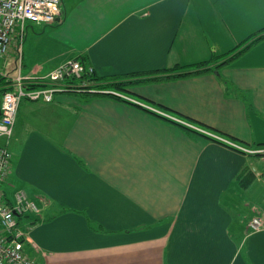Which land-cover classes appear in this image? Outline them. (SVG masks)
<instances>
[{
    "label": "crops",
    "instance_id": "1",
    "mask_svg": "<svg viewBox=\"0 0 264 264\" xmlns=\"http://www.w3.org/2000/svg\"><path fill=\"white\" fill-rule=\"evenodd\" d=\"M61 1L55 23L27 25L23 77L78 59L99 78L147 80L134 94L22 102L0 149L13 156L5 193L24 190L40 209L24 220L29 255L38 264H264V230L250 226L264 214V40L203 74H157L224 56L264 29V0Z\"/></svg>",
    "mask_w": 264,
    "mask_h": 264
},
{
    "label": "built area",
    "instance_id": "2",
    "mask_svg": "<svg viewBox=\"0 0 264 264\" xmlns=\"http://www.w3.org/2000/svg\"><path fill=\"white\" fill-rule=\"evenodd\" d=\"M62 16L61 0H0V59L8 54L16 37L23 39L28 24H52ZM19 76L8 80L9 86L0 92V137L11 138L20 105L24 100L50 103L55 95L67 90V80H81L94 74L91 66L71 59L42 76L23 77L22 44H19ZM86 76V77H85ZM8 78V77H7ZM29 81L37 86L27 87ZM264 161V151L260 153ZM13 156L0 149V264H38L27 252L28 228L26 217L39 213V207L24 190L10 199L5 185L11 172ZM253 231L264 230V214L250 223Z\"/></svg>",
    "mask_w": 264,
    "mask_h": 264
},
{
    "label": "trees",
    "instance_id": "3",
    "mask_svg": "<svg viewBox=\"0 0 264 264\" xmlns=\"http://www.w3.org/2000/svg\"><path fill=\"white\" fill-rule=\"evenodd\" d=\"M261 40H264V29L249 36V38H247L245 41H243L236 48L232 49L231 51H229V53L225 54L224 56L215 57L211 61H205V62H201L195 65H187V66L177 65L173 69L157 71L158 72L157 74H167L169 72L170 73L177 72L174 78H187L193 75L203 74L210 70L209 67H212L211 64L215 63V68H220L228 63H231L232 61L236 60L238 57L243 55L245 52H247L249 49H251L254 45H256ZM224 57H228V58H224ZM81 63L84 64V62L82 61ZM183 69L184 70L187 69V71L184 73L180 72ZM134 76L138 77V75H128V76H118V77L112 76L109 78H99L94 72V74L91 76H88V77L85 76L86 77L85 82L87 83L86 86H79V84L82 83L84 80L83 81L67 80L68 81L67 90L77 91V92L79 91L82 93H93V92L100 93L102 91H106L109 89H115L118 91H128V90H131L130 87H134L133 85H135L136 83L147 80V79L145 80L144 78H142L143 75L139 79L138 78L133 79ZM29 82L30 83H28L27 87L30 88L33 86H37V84H34L33 81H29ZM7 83H9L7 80V77H0V85L3 84L4 86ZM97 83L99 85H97ZM186 129H189V128H186Z\"/></svg>",
    "mask_w": 264,
    "mask_h": 264
},
{
    "label": "rangeland",
    "instance_id": "4",
    "mask_svg": "<svg viewBox=\"0 0 264 264\" xmlns=\"http://www.w3.org/2000/svg\"><path fill=\"white\" fill-rule=\"evenodd\" d=\"M66 2H68V0H66ZM24 38H25V33H24L22 43H21L22 46H23ZM22 51H23V48H22ZM22 65H23V61H22ZM25 67H27V64H24V68ZM0 73L6 77H11V78H17L19 76V55L17 52L14 51V49L12 51H10L7 55H5L3 58L0 59ZM22 75H24V74L22 73ZM35 76H38V75H35ZM39 76H42V75H39ZM130 89H133V87H130ZM126 92L133 93L132 90H128ZM57 94H60V93H57ZM261 161H262V159H261ZM259 215H261V214L259 213L258 216ZM254 217H256V216H254ZM252 220L253 219H251V221Z\"/></svg>",
    "mask_w": 264,
    "mask_h": 264
}]
</instances>
